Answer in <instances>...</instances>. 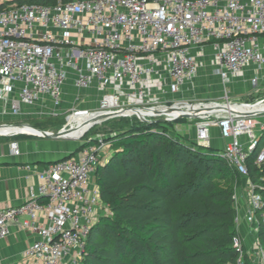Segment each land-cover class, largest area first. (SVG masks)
I'll list each match as a JSON object with an SVG mask.
<instances>
[{"label":"built area","instance_id":"obj_1","mask_svg":"<svg viewBox=\"0 0 264 264\" xmlns=\"http://www.w3.org/2000/svg\"><path fill=\"white\" fill-rule=\"evenodd\" d=\"M263 35L264 0H56L10 6L0 11V116H60L70 79L77 91L104 90L98 109L86 113L167 109L166 102L198 77L193 47L212 45L215 72L225 85L251 65L262 69ZM196 104L215 108H180L179 115L147 119L195 120L194 143L203 148H211L212 129L218 128L227 141L218 153L242 178L250 177L248 161L256 152L255 164L264 165V122H257L263 102L254 105L261 113L251 116L239 112L247 111L237 107L245 105L227 93L191 105ZM117 118L122 117L108 120ZM95 141L47 167L32 198L0 210V240L13 225L39 236L24 254L28 264H82L102 206L96 171L110 148L104 138ZM251 190L248 220L258 221L264 239V198L256 186ZM233 246L239 251L235 264H245L238 235Z\"/></svg>","mask_w":264,"mask_h":264},{"label":"trees","instance_id":"obj_2","mask_svg":"<svg viewBox=\"0 0 264 264\" xmlns=\"http://www.w3.org/2000/svg\"><path fill=\"white\" fill-rule=\"evenodd\" d=\"M107 141L113 153L95 179L109 214L91 229L82 264L236 263L234 197L240 176L218 151L174 139L160 121L133 123ZM256 156L248 161L250 175L260 172ZM258 192L264 198V190Z\"/></svg>","mask_w":264,"mask_h":264},{"label":"crops","instance_id":"obj_3","mask_svg":"<svg viewBox=\"0 0 264 264\" xmlns=\"http://www.w3.org/2000/svg\"><path fill=\"white\" fill-rule=\"evenodd\" d=\"M17 2L19 1L0 0V6L10 7L18 5ZM53 2L56 3V0H53ZM260 43L264 55V35L260 37ZM196 47H193V54L200 63L198 77L192 84L187 85L179 96L196 95L203 89L201 84L208 86L215 82L216 87L221 88L220 97L217 99L222 98L227 93L233 102L251 105L252 107L248 111L261 113V108L254 105L258 102L264 104V66L262 69L256 70L255 66L251 65L241 75L232 78L229 83L224 85L222 79L215 72L212 45L205 46L204 49L201 46ZM211 62L212 66L210 65ZM205 76H208V78ZM203 78L206 80H202ZM255 78L258 80L256 84H253ZM103 93L104 90L96 86L86 91H77L73 86V80L70 79L64 87V101L60 114L72 111L78 105L85 107L96 105L95 109L92 110H97ZM185 105H181L180 108ZM197 108L195 107V109ZM91 114L93 113L79 115L69 128L78 127L79 131L76 133L78 134L82 130L79 127V120L85 117L89 118ZM257 122L261 124L264 122V114L257 118ZM178 132L183 133L181 130H178ZM75 135H67L69 136L67 138L72 139L71 137ZM193 135H195V132ZM263 137L264 133H262V144H264ZM226 143L227 141L221 137L219 129H212L211 149L221 151ZM80 145V143L71 142L67 139L42 138L23 134L14 135L11 139L0 140V210L20 206L32 198L40 186L41 173L47 167L69 156H77L83 150H79ZM16 147L19 148L18 154L15 152ZM112 153L111 148L104 150L101 164L106 163ZM255 166L260 169V172L252 173L249 178L239 177L240 184L235 186L234 207L237 213L236 217L239 218L235 227L243 243L244 257L248 259L250 264H264V239L261 227L255 219L248 220L252 193L251 186H256V191L264 190V165L259 167L255 164ZM25 220L26 218H20L19 221L24 222ZM40 221L43 224L47 223L43 217ZM38 240L39 236L29 230L22 229L19 225L11 226L9 235L0 240V264H28L24 254Z\"/></svg>","mask_w":264,"mask_h":264},{"label":"rangeland","instance_id":"obj_4","mask_svg":"<svg viewBox=\"0 0 264 264\" xmlns=\"http://www.w3.org/2000/svg\"><path fill=\"white\" fill-rule=\"evenodd\" d=\"M196 47V46H195ZM198 47V46H197ZM196 47V48H197ZM209 65V64H208ZM211 66L213 65L212 62L210 64ZM208 78V76H205ZM206 80V79H202ZM208 80V79H207ZM218 83V82H217ZM201 86L203 89H201L200 93H197L196 95H187V96H177L173 98L171 102H166L165 105L168 107H171L173 103L176 102H183L178 105H191L193 103H206L209 101H215V100H220L221 98L217 99L220 97L221 93V88L216 87V83L212 82L210 85L205 86L204 84ZM185 102V103H184ZM190 103V104H188ZM96 106V105H95ZM95 106H75L74 110L69 111L65 114H62L57 117H45V118H39L36 115H32L30 117L26 118H20V119H15L11 118L8 116H0V126L2 125H19L20 127H23V129H35L41 132H50V133H57L63 127L70 123H74L75 118L78 117L80 114L86 113V112H92V109H95ZM154 107V104L150 105V108ZM191 107V106H190ZM189 108V106H188ZM176 110V109H175ZM74 111V112H73ZM177 111V110H176ZM162 111L160 110H152L150 111L151 114H159ZM84 116V115H83ZM86 116V115H85ZM84 116V117H85ZM90 117V116H89ZM88 117L82 118L79 120V127L81 128V123ZM117 118V119H111L107 121H103L99 124H94L93 126L90 127V129L79 139V140H73V139H67L68 141L71 142H76L80 143L83 145H86L87 143L93 141L96 142L95 140L98 137L104 138V140L107 141V139L117 135L119 132H122L125 130L127 127L130 125L134 124H141L145 123L142 121V119L139 116H133V117H122ZM154 120H161L160 122H164V117L156 118ZM195 120H178L172 123H167V126L169 127L170 133L172 137L176 140L181 139L183 143H185L188 146H194L195 148H198V146L195 145L194 143V131H195ZM82 129V128H81ZM178 130H181L183 133H179ZM79 131L78 127L75 128H67L64 132L63 135H75ZM81 131V130H80ZM180 134V135H179ZM182 134V136H181ZM4 136H0V140H7L13 138V136H9L6 134H0ZM200 148V147H199ZM109 211L106 209L103 205L99 207L98 209V219L101 217L108 215ZM97 219V221H98Z\"/></svg>","mask_w":264,"mask_h":264},{"label":"water","instance_id":"obj_5","mask_svg":"<svg viewBox=\"0 0 264 264\" xmlns=\"http://www.w3.org/2000/svg\"><path fill=\"white\" fill-rule=\"evenodd\" d=\"M174 106H172V107H168L167 109H172ZM245 107H247V108H251L252 106L251 105H245ZM135 112L136 113H138L139 115H136V116H139L141 119H142V121L143 122H145V123H149V124H151V123H155V122H158V121H161V120H148L147 118H149V117H152V118H154V117H156L157 115H149V114H147V113H145L144 112V110H141V109H139V108H136L135 109ZM239 112H241L242 114H244V115H247V116H251V115H254L255 113H258V112H253V111H239ZM95 113V115L100 119V122L99 123H101V122H103V121H106V120H108V119H110V118H113V117H128L129 115H127L126 113H125V110H121V111H118V112H94ZM159 116H168L169 114L168 113H165V112H162V113H160V114H158ZM164 121V120H163ZM99 123H96V124H99ZM95 124V125H96ZM94 125V126H95ZM69 126H70V123H68V124H66L64 127H63V129H61L59 132H57V133H50V132H41V131H38V130H35V129H32L33 131H29V132H27V131H23L22 129H23V127H20L19 125H2V126H0V128L1 127H15V128H18L19 130H20V132H17V133H13V134H11V135H9V136H14V135H19V134H23V135H30V136H36V137H42V138H51V139H69V138H67V137H65L64 135H63V132L67 129V128H69ZM90 128H88L83 134H82V136L89 130ZM0 136H4V135H0ZM81 136V137H82ZM81 137H79V138H77V139H73V140H79ZM85 147V145H83V144H81L80 145V148H79V150H81V149H83ZM69 158H71V156H69L68 158H66V159H69ZM63 160H65V159H63ZM62 161V160H61ZM60 162V161H59Z\"/></svg>","mask_w":264,"mask_h":264},{"label":"bare ground","instance_id":"obj_6","mask_svg":"<svg viewBox=\"0 0 264 264\" xmlns=\"http://www.w3.org/2000/svg\"><path fill=\"white\" fill-rule=\"evenodd\" d=\"M189 106V108H188ZM191 106V107H190ZM181 106H175L173 107L172 109H165V108H162V109H159V108H154V109H150L148 111H144L145 113L149 114V115H154V114H151L150 111L152 110H160L162 112H165V113H168L169 115L171 116H175V115H179L178 114V110L180 109ZM195 107H198L197 109H195ZM182 108H188L189 109V112H194V111H197V112H200V111H203V110H211L213 108H215V106L213 105H205V106H202V105H199V104H196V105H185V106H182ZM240 109H244V110H248L249 108L247 107H238ZM177 111H176V110ZM161 112V113H162ZM126 114H135L136 112L135 111H128V112H125ZM137 115H139L138 113H136ZM160 114V112H159ZM155 115H158V114H155ZM100 122V119L95 115V113L91 114V116L89 118H87L86 120L83 121L82 123V130L76 134L75 136H72L71 138L72 139H77L79 137L82 136V134L88 129L90 128L91 126H93L94 124L96 123H99ZM23 131H33V130H28V129H22ZM17 132H20V130L18 128H15V127H1L0 128V134H6V135H11L13 133H17ZM65 137H69L67 135H65Z\"/></svg>","mask_w":264,"mask_h":264}]
</instances>
